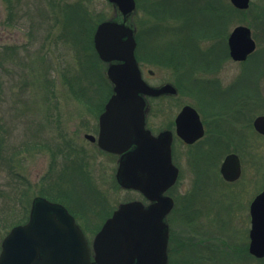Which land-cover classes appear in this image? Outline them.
Returning <instances> with one entry per match:
<instances>
[{
	"label": "rangeland",
	"instance_id": "obj_1",
	"mask_svg": "<svg viewBox=\"0 0 264 264\" xmlns=\"http://www.w3.org/2000/svg\"><path fill=\"white\" fill-rule=\"evenodd\" d=\"M78 1L0 0V243L35 195L52 193L65 201L89 243L121 202L144 201L138 192L116 184L117 156L83 136L97 135L99 110L112 85L99 60L107 81H93L85 98L70 90L80 68L70 37L62 35V21L64 10ZM218 1L135 0L129 19L144 80L177 88L175 95L149 101L147 128L154 134L169 129L189 104L206 129L197 145L172 142L179 173L167 192L174 199L167 216L168 264L192 259L197 261L191 264H264V258L247 251L249 204L264 188V137L252 128L254 117L264 114V0H250L244 10H230L224 5L232 6L229 0ZM80 3L89 14L103 17L94 30L100 21L120 17L107 0ZM222 13L225 37L223 27L216 26L215 15ZM237 25L247 26L256 43L244 62L228 53L227 36ZM190 40L198 56H214L209 71L195 73L203 86L202 102L180 86L175 68L180 64L174 61L186 54L179 50L181 41L193 46ZM81 82L86 84V78ZM210 96L219 97V103L210 106ZM231 152L239 155L241 172L228 182L219 168ZM72 156V171H62Z\"/></svg>",
	"mask_w": 264,
	"mask_h": 264
},
{
	"label": "water",
	"instance_id": "obj_2",
	"mask_svg": "<svg viewBox=\"0 0 264 264\" xmlns=\"http://www.w3.org/2000/svg\"><path fill=\"white\" fill-rule=\"evenodd\" d=\"M119 20L100 21L92 41L98 58L106 64L111 95L98 117V133L83 136L108 153L117 155L114 179L125 190L139 192L146 200L120 203L94 235L91 245L68 210L43 196L31 200L25 223L10 228L0 243V264H168L169 227L166 221L174 200L167 191L176 183L178 167L172 162L173 132L153 134L146 127L147 98L175 95L172 83L148 84L135 57V30L129 19L135 0H107ZM237 9L250 0H229ZM234 61L245 60L256 43L247 26H235L227 37ZM175 135L191 144L203 136L197 110L185 104L174 119ZM264 136V114L253 120ZM219 172L228 182L241 172L236 153L225 155ZM247 251L264 258V188L249 204Z\"/></svg>",
	"mask_w": 264,
	"mask_h": 264
},
{
	"label": "trees",
	"instance_id": "obj_3",
	"mask_svg": "<svg viewBox=\"0 0 264 264\" xmlns=\"http://www.w3.org/2000/svg\"><path fill=\"white\" fill-rule=\"evenodd\" d=\"M81 1L82 0H79L74 6L70 7L69 9L67 8L66 10H64L63 21H62L63 22V27H62L63 34L62 35L65 38V40L70 37L69 39L72 42L74 51H76V54L78 56V60H79L78 62H79V68H80L79 78L78 77L75 78L76 85L72 84L71 82L68 85L71 88L70 90L71 92H73V94H76L77 96H80L81 98L82 97L85 98L86 93L91 91V87H92L91 85L93 84V81L100 80V78H102L104 81H107V80L105 79L104 74L98 68L100 61L94 51V48L92 45V37H91V33L94 30L95 24L99 20L103 19V17L98 16V15L89 14L88 11L85 8H83V6L81 5L80 3ZM224 5L225 7L228 6L230 10L236 9L230 6L229 4L227 5V3H225ZM215 18L216 20H218L216 26L220 25L223 27L224 31L221 36L225 37L226 20H225L224 13H222V15L216 14ZM188 38L193 39V36L188 37ZM182 43H184V41H181L180 43L181 47H179V50L181 48L182 52L186 53L184 54L185 58L180 59V61L179 60L174 61L180 64L179 66H176V67L174 66L177 70L179 68V72L178 71L177 72L179 73L178 78L180 80V86L183 87V89L187 91L188 93L192 94L193 96H196L202 102L203 100L201 99V92H203V86H200L199 80L195 78L196 77L195 73L198 72L200 69L209 71L211 67V62L209 61L212 60L214 56L212 54V57H206V58L200 57L198 56L199 53L197 52V50L199 49L196 48V44L191 42L193 46L191 45L187 46L190 43H184V44ZM137 56L139 55L137 54ZM81 78L82 79L86 78V84H82V82L80 83ZM78 81H79V84L77 85ZM66 82L68 83V81ZM74 86H76L75 90L73 89L75 88ZM109 89H110V86H109ZM160 98H163V97H160ZM160 98H157V99H160ZM102 109L103 107H100L99 111H101ZM210 151L211 150H209L208 152ZM46 197L52 201H57V202L64 204L68 208V210L75 217H77V213L72 211L73 209L69 205H67L65 201L61 199L60 200L56 199L58 198V196L52 195V193H48ZM27 215H28V210H26L25 214L21 216L18 220L12 221L9 224V226L25 222L27 219ZM190 259L191 258H189L188 261H190ZM192 261L196 262L197 260L192 259ZM200 263L201 262H197L196 264H200Z\"/></svg>",
	"mask_w": 264,
	"mask_h": 264
},
{
	"label": "flooded vegetation",
	"instance_id": "obj_4",
	"mask_svg": "<svg viewBox=\"0 0 264 264\" xmlns=\"http://www.w3.org/2000/svg\"><path fill=\"white\" fill-rule=\"evenodd\" d=\"M218 3L220 4L221 3V0H219L218 1ZM221 35H222V33H220ZM229 35V34H228ZM228 37V36H227ZM230 57V56H229ZM231 58V57H230ZM248 58V57H247ZM246 58V59H247ZM245 59V60H246ZM233 60V59H232ZM245 60H243V61H235V62H244ZM210 98H211V96H210ZM217 99V100H216ZM210 103V106H215V105H217V103H219V97L218 98H214V96L210 99V101H209ZM184 106V105H183ZM239 106V105H238ZM193 107V106H192ZM182 108V107H181ZM180 108V109H181ZM196 109V108H195ZM197 110V109H196ZM179 112V111H178ZM197 112H198V110H197ZM198 114H199V112H198ZM177 115V114H176ZM175 115V116H176ZM259 115H262V114H259ZM199 116H200V114H199ZM238 116V113H235V117H237ZM258 116V115H257ZM256 117V116H255ZM254 117V118H255ZM174 119H175V117H174ZM174 119H173V122H172V124H171V127L169 128L172 132H173V140H174V138H177V139H179L180 141H182L179 137H177L176 135H175V124H174ZM200 120H201V122H202V125H203V129H204V133H203V136H204V134H205V131H206V129H205V125H204V123H203V121H202V119H201V117H200ZM254 120V119H253ZM252 123H253V121H252ZM252 128H253V124H252ZM253 130L255 131V129L253 128ZM256 132V131H255ZM256 133H258V132H256ZM260 136H262V137H264L262 134H260V133H258ZM202 136V137H203ZM201 137V138H202ZM201 138H199L198 140H196V141H194L193 143H191V144H187V143H185V142H183L184 144H186V145H189V146H193L194 144L195 145H197L199 142H200V139ZM173 142V141H172ZM238 155V154H237ZM239 156V155H238ZM240 158V157H239ZM73 159V156L69 159V161L62 167V171L64 170L65 172H68L69 170H71L72 171V169H73V161L74 160H72ZM240 167H241V165H240ZM58 183V182H57ZM57 187H58V185H57ZM60 188V187H59ZM64 205V204H63ZM72 206V205H71ZM66 207V206H65ZM67 208V207H66ZM68 209V208H67ZM69 211V210H68ZM70 212V211H69ZM71 213V212H70ZM72 214V213H71ZM73 215V214H72ZM74 216V215H73ZM75 217V216H74ZM76 218V217H75ZM76 222H77V219H76ZM78 223V225H79V222H77ZM80 227H81V225H79Z\"/></svg>",
	"mask_w": 264,
	"mask_h": 264
}]
</instances>
